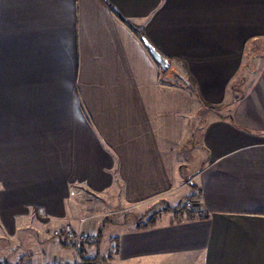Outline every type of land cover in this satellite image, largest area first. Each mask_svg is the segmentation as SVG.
Masks as SVG:
<instances>
[{
	"label": "crops",
	"instance_id": "obj_1",
	"mask_svg": "<svg viewBox=\"0 0 264 264\" xmlns=\"http://www.w3.org/2000/svg\"><path fill=\"white\" fill-rule=\"evenodd\" d=\"M259 40L264 0H0V264L80 260L67 225L101 264H264ZM82 183L165 209L76 216Z\"/></svg>",
	"mask_w": 264,
	"mask_h": 264
},
{
	"label": "rangeland",
	"instance_id": "obj_2",
	"mask_svg": "<svg viewBox=\"0 0 264 264\" xmlns=\"http://www.w3.org/2000/svg\"><path fill=\"white\" fill-rule=\"evenodd\" d=\"M257 46L254 48V55H262L264 54V41L259 40ZM253 55V52L250 54ZM249 56L247 60L249 61V66H246L242 69V73H240L238 78H243L244 72L246 75H250L252 73V69H257V65L255 60L259 59L258 57L253 60ZM258 62V61H257ZM260 62V61H259ZM258 62V64H259ZM245 70V71H244ZM168 76V75H166ZM173 77H168V80L174 81L175 83H180L181 85H187L185 83L184 78L180 74L172 75ZM247 76V77H248ZM167 78V77H166ZM165 78V79H166ZM167 80V79H166ZM238 80V79H237ZM239 83H234L231 85V88H237ZM191 85V84H189ZM192 86V85H191ZM239 89V88H238ZM238 91V90H236ZM188 199L185 200V203ZM73 211H75L76 216H94L98 215L99 219L107 218V223L110 221H119V222H127L130 226L136 225L139 221H144L146 223L150 218L159 213L161 210L165 209L162 203H154L152 205H148L146 209H136L132 207L125 206L122 196L111 194V193H96L90 186L86 183H82L81 186H77L74 191V196L72 197ZM81 209H79V208ZM77 208V209H76ZM74 214V213H73ZM70 224V223H68ZM86 237L80 242V246L78 247V243L76 241H71L72 244L80 249L81 246L84 245V241L88 238ZM106 240L104 241L102 250H106L107 240H108V231H106ZM70 242V241H69ZM83 242V243H82ZM102 262V261H101ZM101 262H96L95 264H101ZM79 264L81 262L79 261Z\"/></svg>",
	"mask_w": 264,
	"mask_h": 264
},
{
	"label": "built area",
	"instance_id": "obj_3",
	"mask_svg": "<svg viewBox=\"0 0 264 264\" xmlns=\"http://www.w3.org/2000/svg\"><path fill=\"white\" fill-rule=\"evenodd\" d=\"M191 182V181H190ZM195 201L193 199H188L185 203V207L188 210H194L195 209ZM63 233L65 235V238L68 241H76L78 243V247L80 246V242L86 237L84 234H77L73 227L70 225H67L64 230ZM83 243V242H82ZM80 260H76V261H63V262H58V263H54V264H79Z\"/></svg>",
	"mask_w": 264,
	"mask_h": 264
},
{
	"label": "trees",
	"instance_id": "obj_4",
	"mask_svg": "<svg viewBox=\"0 0 264 264\" xmlns=\"http://www.w3.org/2000/svg\"><path fill=\"white\" fill-rule=\"evenodd\" d=\"M142 40H143V36H142ZM144 41V40H143ZM187 86L190 88L192 87L191 85H189V83H187ZM192 213H194L195 211H191ZM101 240V233L99 232L97 236H95V238H91L88 237L85 241H84V245L80 247L79 251V258H80V262L81 264H95L98 260L99 257L96 258H89L86 256V250L85 247L87 245H92L95 244L97 245L99 243V241Z\"/></svg>",
	"mask_w": 264,
	"mask_h": 264
},
{
	"label": "water",
	"instance_id": "obj_5",
	"mask_svg": "<svg viewBox=\"0 0 264 264\" xmlns=\"http://www.w3.org/2000/svg\"><path fill=\"white\" fill-rule=\"evenodd\" d=\"M143 40L147 46V48L150 50L152 56L154 59L158 62V64L161 66V68L165 71H167L170 68V61L168 58H166L153 44L150 42L148 38L143 36Z\"/></svg>",
	"mask_w": 264,
	"mask_h": 264
}]
</instances>
